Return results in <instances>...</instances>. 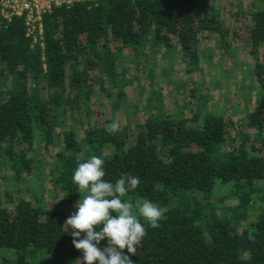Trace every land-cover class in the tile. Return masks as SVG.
Here are the masks:
<instances>
[{
    "label": "trees",
    "instance_id": "obj_1",
    "mask_svg": "<svg viewBox=\"0 0 264 264\" xmlns=\"http://www.w3.org/2000/svg\"><path fill=\"white\" fill-rule=\"evenodd\" d=\"M230 3L98 0L54 7L41 18L37 43L26 36L23 17L0 22V179L9 172L20 184L23 175L40 172L36 140L45 150L59 145L47 166L51 203L41 185L31 200L0 191V264H72L82 257L64 222L83 196L73 171L94 155L104 160L106 181L125 174L140 179L124 199H148L164 210L158 228L145 224L146 236L130 256L134 264H264V60H255L252 69L256 106L233 137L232 122L221 113L201 117L191 104L168 111L154 91L132 138L126 127L109 134L105 126L83 125L96 88L113 111L125 102L121 51L141 65L148 43L168 47L173 39L187 74L198 71L202 35H214L228 53V39L236 34L221 11L228 14ZM249 6L246 43L256 57L258 50L264 53V0ZM67 118L72 126L58 133ZM245 128L255 129L253 138Z\"/></svg>",
    "mask_w": 264,
    "mask_h": 264
},
{
    "label": "rangeland",
    "instance_id": "obj_2",
    "mask_svg": "<svg viewBox=\"0 0 264 264\" xmlns=\"http://www.w3.org/2000/svg\"><path fill=\"white\" fill-rule=\"evenodd\" d=\"M228 1L231 2L227 8L228 14L222 10L221 15L222 18L229 16L226 23L236 34V37L228 39V53H223L218 48L214 35H202L198 48V71L187 74L185 72L186 59L173 39L168 47H153V43H148L145 46L147 57L145 61L141 62V65L130 63L123 57L124 51H121L120 63L117 65L121 64L127 68L125 75L127 83L124 85L125 102L119 109L113 111L104 94L96 88L90 99L91 114L83 120V125L85 127L106 126L116 121L120 127H126V131L132 138L135 134L134 127L141 123L150 112L147 110L146 101L151 96L150 91H154L156 97H161L162 105L168 111L178 110L183 104H191L190 108L197 107L199 109L201 117L210 111L221 113L232 122L230 136H235L237 130L241 129L245 122L246 112L253 111L258 101V89L252 69L255 60H264V53L262 50H258L257 58L252 56L249 45L246 43L249 27L247 14L251 10L249 6L251 0ZM115 46L118 45L115 44ZM148 71L152 74L151 83L147 81ZM192 89L195 90L192 91L195 92L193 93L195 98L190 95ZM245 95L249 97L248 103L244 101ZM184 115L189 117V110H186ZM70 126H72L71 121L67 118L60 123L58 133L61 134V130ZM244 130L251 138L254 137L255 129L245 128ZM82 135L83 130H78L77 140H80ZM33 148L35 159H40L42 166L39 169L40 172L37 174L36 171L31 177L23 175L20 184H15L9 172H3L4 179H0V191L1 193L4 190L11 191L15 199L20 196L25 200H31L33 190L41 185L44 198L49 204L51 196L47 166L53 162V155L59 150V145L51 146L45 150L36 140ZM79 158L83 159L82 151ZM223 190L227 194L226 188ZM79 200H76L75 204ZM231 202L227 200L225 204L228 205ZM75 210L77 211L76 208ZM72 264H80V261L76 260Z\"/></svg>",
    "mask_w": 264,
    "mask_h": 264
},
{
    "label": "clouds",
    "instance_id": "obj_3",
    "mask_svg": "<svg viewBox=\"0 0 264 264\" xmlns=\"http://www.w3.org/2000/svg\"><path fill=\"white\" fill-rule=\"evenodd\" d=\"M105 130L115 134L120 125L114 121ZM103 165L104 160L94 155L74 169L72 182L83 196L74 205L77 211L65 220V230H72V244L82 251L80 264H134L130 256L136 254L146 236L145 224L158 228L164 210L148 199H124L139 186L140 179L125 174L115 182L106 181ZM105 239L107 244L101 248Z\"/></svg>",
    "mask_w": 264,
    "mask_h": 264
},
{
    "label": "built area",
    "instance_id": "obj_4",
    "mask_svg": "<svg viewBox=\"0 0 264 264\" xmlns=\"http://www.w3.org/2000/svg\"><path fill=\"white\" fill-rule=\"evenodd\" d=\"M88 1L98 0H0V22L5 24L12 18L23 17L26 36L37 43L42 40L41 18L44 14L54 7H70L75 3Z\"/></svg>",
    "mask_w": 264,
    "mask_h": 264
}]
</instances>
